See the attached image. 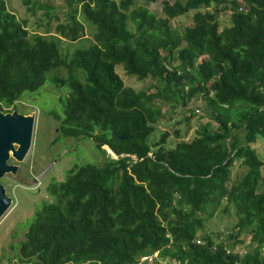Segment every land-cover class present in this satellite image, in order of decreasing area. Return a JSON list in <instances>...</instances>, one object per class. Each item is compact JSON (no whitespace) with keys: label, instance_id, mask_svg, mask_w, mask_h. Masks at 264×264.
Returning a JSON list of instances; mask_svg holds the SVG:
<instances>
[{"label":"trees","instance_id":"obj_1","mask_svg":"<svg viewBox=\"0 0 264 264\" xmlns=\"http://www.w3.org/2000/svg\"><path fill=\"white\" fill-rule=\"evenodd\" d=\"M63 1L59 21L54 5L32 0L48 17L38 22L47 32L57 20L49 37L30 33L0 0V107L17 110L25 92L67 67L68 79L54 78L69 89L62 110L52 111L62 137H92L102 153L106 144L120 156L75 165L49 183L52 201L37 208L19 249L40 261L17 252L16 264H148L143 256L153 264H264V158L252 146L264 140V0H161L160 15L150 8L160 0ZM219 5L231 11L223 28ZM191 11L193 24L179 33L171 20ZM86 27L95 41L67 60L61 38L84 39ZM117 66L161 86H127ZM175 97L204 99L217 128L201 124L194 139L170 149L168 132L151 144L166 114L157 102ZM237 159L247 171L228 186ZM224 199L238 221L214 234L206 221Z\"/></svg>","mask_w":264,"mask_h":264},{"label":"rangeland","instance_id":"obj_2","mask_svg":"<svg viewBox=\"0 0 264 264\" xmlns=\"http://www.w3.org/2000/svg\"><path fill=\"white\" fill-rule=\"evenodd\" d=\"M33 1H38L39 3L49 2L55 6V12L60 17L59 21L65 20L63 0ZM6 2L8 8L19 19L27 21V28L30 33L38 32L49 37L57 33L54 28L57 20L54 17L52 18L53 25L49 32L46 31L44 24H38L40 20L47 22L48 17L38 7L32 10V0H6ZM214 7L218 10L217 17L220 26L223 28L231 24V11L226 9L224 5ZM150 8L160 15L162 14L163 3L161 0L154 2L150 5ZM193 14L194 11L183 16L180 15L172 19L171 23L181 33L186 27L193 24ZM84 34V39L76 42H72L66 37L61 38V51L67 60L72 58L75 48L95 41L94 33L91 30L89 31L88 27L85 28ZM59 36L57 34L53 38L57 40ZM116 70L127 86L137 90L150 89L155 92L161 86L159 80L151 76L139 80L137 76L127 74L126 71L118 66ZM57 75L63 79H68V68L61 67L49 73L47 82L39 90L25 92L16 102L19 112L25 114L36 113V121L33 144L26 159L19 163L12 158L14 160L13 163L20 165L21 171L17 175L9 173L1 179L8 195L13 197V203L0 219V264H16L19 262L17 252H19L21 244L27 238L29 223L34 217L37 208L44 201H52V196L48 193L47 186L53 179L63 181L75 165L87 161L102 163L108 155H112L106 144L103 147L107 150V153H102L97 148L96 142L92 137H62L59 122L52 115V111L58 110L60 112L62 110V100L68 95L69 89L67 85H59L54 81ZM163 99L156 102L166 114L156 123L155 130L149 138L151 144L158 141L164 132H168L166 148L170 149L181 140L191 141L194 139L201 124L210 122L214 129L217 128V121L206 110L205 100L201 97L192 99L188 104L176 99V97L172 100ZM194 110L195 112L193 113ZM252 146L264 158V141L258 139ZM112 157H116V155H112ZM246 171V165L242 163L241 159H237L231 168V178L228 185L230 186L239 180ZM262 172L264 175V166L262 167ZM22 174L30 177V179L22 181L20 177ZM31 176L34 179L36 178L37 182L31 179ZM259 190H264V178L260 183ZM224 206H228V212L223 211ZM237 221L238 216L235 207L232 203L227 205V200H225L222 206L214 212L213 216L206 221V229L214 234H225L227 230L232 229ZM224 238H226L225 235ZM245 239L247 242L249 241V238ZM243 247L240 244L237 245V249L241 252H243ZM147 260L148 264L154 263L152 258ZM157 264L171 263L169 260L159 258L157 259Z\"/></svg>","mask_w":264,"mask_h":264},{"label":"water","instance_id":"obj_3","mask_svg":"<svg viewBox=\"0 0 264 264\" xmlns=\"http://www.w3.org/2000/svg\"><path fill=\"white\" fill-rule=\"evenodd\" d=\"M35 121L36 113L25 114L18 110L4 111L0 107V219L13 203V197L8 195L1 179L9 173L17 175L19 172L20 165L9 163V160L14 158L20 163L26 159L33 144ZM121 137L123 138L122 135ZM108 148L113 152L109 146ZM34 180L37 181L36 178ZM19 254L25 261L31 259L40 261L39 253L26 257L19 250Z\"/></svg>","mask_w":264,"mask_h":264},{"label":"clouds","instance_id":"obj_4","mask_svg":"<svg viewBox=\"0 0 264 264\" xmlns=\"http://www.w3.org/2000/svg\"><path fill=\"white\" fill-rule=\"evenodd\" d=\"M262 140H263V139H262ZM263 141H264V140H263ZM255 143H256V142H255ZM255 143H254V144H255ZM108 146H109V145H108ZM108 146H107V148H108ZM109 147H110V146H109ZM110 148H111V147H110ZM108 149H109V148H108ZM111 149H112V148H111ZM112 150H113V149H112ZM109 151H110V149H109ZM110 152L112 153V155H116V157H114V158H118V157L120 156V155L116 154L114 151H113V152L110 151ZM257 152H258V151H257ZM258 153H259V152H258ZM112 155H111V156H112ZM125 155H126L125 153H124V154H121V156H125ZM127 155H129V154H127ZM132 156H133L134 158H136L135 155H132ZM234 163H235V162H234ZM242 163H243V162H242ZM232 167H233V166H231V168H232ZM231 168H230V170H231ZM230 178H231V172H230ZM228 182H229V181H228ZM235 182H236V181H235ZM235 182H234V183H235ZM234 183H232V184H234ZM227 184H228V183H227ZM232 184H231V185H232ZM231 185H230V186H231ZM228 186H229V185H228ZM225 200H227V199H224V201H225ZM224 201H223V202H224ZM227 203H228V201H227ZM225 234H228V231H227ZM248 243H249V242H248ZM240 252H241V251H240ZM156 255H157V253H156Z\"/></svg>","mask_w":264,"mask_h":264},{"label":"flooded vegetation","instance_id":"obj_5","mask_svg":"<svg viewBox=\"0 0 264 264\" xmlns=\"http://www.w3.org/2000/svg\"><path fill=\"white\" fill-rule=\"evenodd\" d=\"M13 161H14V160L11 158V159L9 160V163H13ZM19 171H21V168H20ZM18 173H19V172H18ZM18 173H17V174H18ZM20 177H21V180H22V181H28V180L30 179V177H28V176H26V175H23V174H22ZM23 178H24V179H23ZM31 179L34 180V177L32 178V176H31ZM34 181H35V180H34ZM36 182H37V181H36Z\"/></svg>","mask_w":264,"mask_h":264},{"label":"built area","instance_id":"obj_6","mask_svg":"<svg viewBox=\"0 0 264 264\" xmlns=\"http://www.w3.org/2000/svg\"><path fill=\"white\" fill-rule=\"evenodd\" d=\"M149 258H152V256H143L141 259L142 260H145V259H149ZM179 259H175V261L173 262V264H179Z\"/></svg>","mask_w":264,"mask_h":264}]
</instances>
